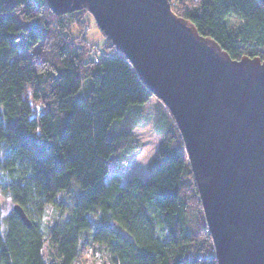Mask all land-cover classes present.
<instances>
[{"label":"trees","instance_id":"1","mask_svg":"<svg viewBox=\"0 0 264 264\" xmlns=\"http://www.w3.org/2000/svg\"><path fill=\"white\" fill-rule=\"evenodd\" d=\"M169 2L232 59L264 60L259 0ZM87 13L57 15L44 0H0V193L30 222L12 208L0 215V264H73L92 215L98 225L91 240L104 245L110 264H216L174 121L145 178L133 174L123 183L112 172L110 157L127 146L130 132L108 138V127L153 95L105 35L102 56L88 44ZM229 15L240 20L236 32L226 26ZM85 80L91 86L80 99ZM72 181L81 193L66 203L58 194ZM47 205L58 214L44 226Z\"/></svg>","mask_w":264,"mask_h":264},{"label":"water","instance_id":"2","mask_svg":"<svg viewBox=\"0 0 264 264\" xmlns=\"http://www.w3.org/2000/svg\"><path fill=\"white\" fill-rule=\"evenodd\" d=\"M44 1L57 15L86 9L168 109L216 264H264V60L232 59L169 0ZM12 209L30 225L19 205Z\"/></svg>","mask_w":264,"mask_h":264},{"label":"rangeland","instance_id":"3","mask_svg":"<svg viewBox=\"0 0 264 264\" xmlns=\"http://www.w3.org/2000/svg\"><path fill=\"white\" fill-rule=\"evenodd\" d=\"M84 18L88 26V28H83L85 40L89 45L98 48L99 52H97V55L102 56L106 52L103 46L106 39L89 13L85 14ZM225 22L230 32H236L240 27V20L234 15H229ZM74 32L76 33L77 30ZM112 52L113 54L115 53L114 51ZM116 54L120 53L117 52ZM90 86L91 82L89 80L83 81L82 89L78 93V98H83ZM173 123L172 116L168 109L154 95L144 104H132L128 106L125 115L120 119L114 120L107 130L108 138H112L123 129L130 132L127 146L120 152L112 154L110 157L109 163L111 166L117 163V166L112 169V172L119 173L123 183L133 174L145 178L148 175L146 169L148 162L157 156L158 143ZM1 152L2 150L0 147V154ZM183 155L187 160L185 149H183ZM106 180H108V176ZM79 193H81L80 187L72 181L70 182L69 190L60 191L58 197L60 196L66 203H69L73 201ZM11 208L12 203L10 199L0 193V215L5 216L9 213ZM57 214L58 209L56 207L47 205L44 213V226L50 224L56 218ZM97 225L98 222L92 215L91 229L80 231L79 255L73 264H110L109 253L104 245L94 243L91 240V236L97 228ZM46 244L47 243L44 242L42 250L43 255L46 258H51L52 252ZM213 255L215 258L214 248Z\"/></svg>","mask_w":264,"mask_h":264},{"label":"built area","instance_id":"4","mask_svg":"<svg viewBox=\"0 0 264 264\" xmlns=\"http://www.w3.org/2000/svg\"><path fill=\"white\" fill-rule=\"evenodd\" d=\"M94 61H95V62H97V59H96V58H94Z\"/></svg>","mask_w":264,"mask_h":264}]
</instances>
